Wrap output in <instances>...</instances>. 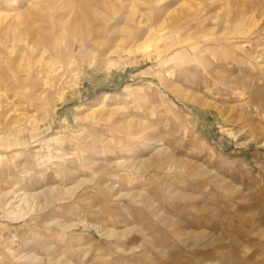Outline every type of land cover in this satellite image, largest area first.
Returning <instances> with one entry per match:
<instances>
[{
    "label": "rangeland",
    "instance_id": "1",
    "mask_svg": "<svg viewBox=\"0 0 264 264\" xmlns=\"http://www.w3.org/2000/svg\"><path fill=\"white\" fill-rule=\"evenodd\" d=\"M0 264H264V0H0Z\"/></svg>",
    "mask_w": 264,
    "mask_h": 264
},
{
    "label": "bare ground",
    "instance_id": "2",
    "mask_svg": "<svg viewBox=\"0 0 264 264\" xmlns=\"http://www.w3.org/2000/svg\"><path fill=\"white\" fill-rule=\"evenodd\" d=\"M180 45V44H179ZM190 50V49H189Z\"/></svg>",
    "mask_w": 264,
    "mask_h": 264
}]
</instances>
